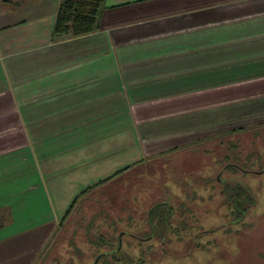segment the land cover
<instances>
[{
	"label": "crops",
	"instance_id": "crops-1",
	"mask_svg": "<svg viewBox=\"0 0 264 264\" xmlns=\"http://www.w3.org/2000/svg\"><path fill=\"white\" fill-rule=\"evenodd\" d=\"M61 1L0 0V264L178 130L264 112V0H104L56 37Z\"/></svg>",
	"mask_w": 264,
	"mask_h": 264
},
{
	"label": "rangeland",
	"instance_id": "rangeland-1",
	"mask_svg": "<svg viewBox=\"0 0 264 264\" xmlns=\"http://www.w3.org/2000/svg\"><path fill=\"white\" fill-rule=\"evenodd\" d=\"M225 127L206 135L180 129L166 150L143 151L129 171L87 194L50 238L23 243L21 264H264V112ZM220 179L253 194L240 221ZM170 202L172 230L150 240L149 212Z\"/></svg>",
	"mask_w": 264,
	"mask_h": 264
},
{
	"label": "trees",
	"instance_id": "trees-1",
	"mask_svg": "<svg viewBox=\"0 0 264 264\" xmlns=\"http://www.w3.org/2000/svg\"><path fill=\"white\" fill-rule=\"evenodd\" d=\"M104 0H62L59 6L55 26L54 36H83L90 34L95 31L97 27L98 17L102 11ZM167 158V157H166ZM131 167H126L115 174L107 177L104 180L84 189L81 193L76 196L73 200L70 208L59 222V225L64 224L66 219L71 215L72 211L79 207L84 197L94 192L100 187L105 186L106 183L112 182L122 174L130 170ZM160 168H164L163 164ZM222 185L223 195L230 200L234 209V216L239 218V221L247 215L249 207L253 203V194L248 187H243L242 190L234 188L231 185L232 182L228 180H218ZM172 184V182H170ZM242 188V187H240ZM230 195V196H229ZM175 196V195H174ZM179 196V194H178ZM122 208V207H121ZM125 208V207H123ZM122 208V209H123ZM173 205L168 203H162L152 208L149 212L148 225H149V239L154 240L155 238H165V234L172 230L171 217L173 215ZM156 218L159 220L155 223ZM114 241V239H112ZM116 240L114 241V243ZM121 242V240L119 241ZM105 244H102V246ZM121 248V247H120ZM119 247L116 246L109 255V258H116ZM120 257L116 261H120Z\"/></svg>",
	"mask_w": 264,
	"mask_h": 264
}]
</instances>
